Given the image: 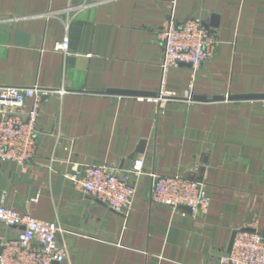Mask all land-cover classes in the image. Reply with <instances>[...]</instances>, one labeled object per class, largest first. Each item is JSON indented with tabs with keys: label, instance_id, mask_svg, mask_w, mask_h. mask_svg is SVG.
Masks as SVG:
<instances>
[{
	"label": "crops",
	"instance_id": "obj_1",
	"mask_svg": "<svg viewBox=\"0 0 264 264\" xmlns=\"http://www.w3.org/2000/svg\"><path fill=\"white\" fill-rule=\"evenodd\" d=\"M170 19L204 24L217 46L167 74L164 90L191 100L156 104ZM0 85L63 91L41 100L34 157L0 163V198L61 227L63 264H221L238 229L255 221L264 236L263 101L212 100L264 96V0H0ZM138 156L143 172L128 175ZM87 165L130 177L126 211L74 189ZM151 174L202 183L207 214L151 202ZM17 230L0 225V241Z\"/></svg>",
	"mask_w": 264,
	"mask_h": 264
},
{
	"label": "built area",
	"instance_id": "obj_2",
	"mask_svg": "<svg viewBox=\"0 0 264 264\" xmlns=\"http://www.w3.org/2000/svg\"><path fill=\"white\" fill-rule=\"evenodd\" d=\"M159 39L163 45L160 63L162 85L151 98L156 104L169 100H191L190 90L182 98L164 90L168 72L179 65L199 69L215 55L217 41L204 24L186 20L177 24L170 19L161 28ZM66 53L68 40L54 47ZM63 91L42 89L37 86L20 87L0 85V163L23 166L35 155L36 130L41 100ZM264 104V101H263ZM143 157H135L128 175L138 176L144 170ZM130 177L121 178L113 168L87 165L76 171L70 181L76 191L96 199L109 209L123 213L135 193ZM151 202L172 211L187 208L193 217L205 216L210 199L205 186L181 176L151 174ZM0 225L18 229L14 237L0 241V264H63L66 249L57 241L61 227L55 222H42L19 213L0 198ZM221 264H264V236L252 221L247 227L235 231L230 252L220 257Z\"/></svg>",
	"mask_w": 264,
	"mask_h": 264
},
{
	"label": "water",
	"instance_id": "obj_3",
	"mask_svg": "<svg viewBox=\"0 0 264 264\" xmlns=\"http://www.w3.org/2000/svg\"><path fill=\"white\" fill-rule=\"evenodd\" d=\"M213 22L212 24L210 25V29H215L216 28V18H212ZM180 66H183L182 64ZM188 67H191L190 65H186ZM109 94H116V95H126V96H136L135 94H131V93H112V92H109ZM192 100H195V98H193ZM213 101H223V100H227V101H248V100H262L264 101V96H227L226 98L224 97H214L212 99ZM187 209V208H185ZM189 210V209H187ZM234 234H232L231 236V239H230V242H229V245H228V249H227V252H230L231 250V246H232V242H233V238H234Z\"/></svg>",
	"mask_w": 264,
	"mask_h": 264
}]
</instances>
